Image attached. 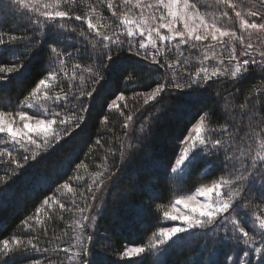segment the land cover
I'll list each match as a JSON object with an SVG mask.
<instances>
[{
  "label": "trees",
  "instance_id": "trees-1",
  "mask_svg": "<svg viewBox=\"0 0 264 264\" xmlns=\"http://www.w3.org/2000/svg\"><path fill=\"white\" fill-rule=\"evenodd\" d=\"M76 8L73 13L82 16L83 11ZM20 15V12H5L0 8V33L6 37H23L7 45L8 50L0 55V66L23 65L17 72L0 74V77H7L0 84V110L18 107L53 68L62 78L57 92L63 89L69 96L67 104L66 101L56 102L54 110L61 113L83 107L88 110L79 113L84 116L79 128L36 160L30 159L23 168L17 169L7 155L11 150L23 163L22 150L10 143L0 145L5 149L0 156L3 181L0 183V246L8 239L10 246L15 247L14 236L26 240L29 235H39V246L49 248V253L27 251L16 256L12 264H34L37 260L41 264H49V261L69 264L58 248L75 243L73 240L77 235H90L92 239L86 243L89 264H128L130 258L120 254L128 245L147 246L150 243L159 228L165 226L164 206L175 194L229 171L222 152L213 154L210 151L201 154V160L183 180L171 173L170 165L178 155L179 143L199 114H211L206 122L220 138L217 129L225 124L232 133L239 130L240 136L249 130L256 131L262 125L264 66L250 64L247 74L242 77L220 76L208 81L204 87L193 85L178 90L170 86L174 69H169L167 63L161 68L150 58L145 60L136 56L135 48L129 51L127 43L122 47L113 44L110 47L116 49L111 52L114 63L105 60L110 66L101 69L103 79L99 83H94L95 78H89V73L76 70L78 76L84 75L88 91L93 87L96 89L92 97H79L77 89L81 81L72 79L73 65L78 63L82 69L91 64L99 65L97 56L102 48L95 31L88 29L85 20L77 21L72 16L69 26L60 28L57 25L56 29L63 32L61 37L45 36L36 32L28 16L21 15V21ZM28 15L35 18L37 14ZM81 32L85 35L81 36ZM52 47L73 54L71 58L62 57L65 60L62 69L58 68L59 58L51 52ZM12 52H16V58L12 57ZM185 60L188 63H182L184 67L176 69L181 83L196 73L195 61ZM119 68L127 69V72L122 73L117 70ZM65 71L67 76H64ZM160 83L168 86L156 100L145 104L147 93ZM121 93L124 99L109 107ZM74 96L79 99H73ZM129 114L133 120L125 129V117ZM104 117H107L106 123ZM97 139L101 142L99 145ZM213 166L212 174L205 176L204 172ZM105 168L108 169L105 185L99 190L94 188L95 199H91L87 185L92 183L94 173L103 172ZM108 176L111 178L107 179ZM65 182L69 183L72 192L62 187ZM45 198H48L47 205L43 204ZM86 202L92 207L82 214L79 208L85 207ZM60 203L65 204V209L60 208ZM37 208H40L39 213ZM82 215L90 218L85 222L87 228L83 233L75 225ZM29 217L32 219L28 220ZM45 229L47 235L42 234ZM223 235V230L217 234L193 235L180 246L168 250L165 246L131 259L136 264H209L212 260L218 264H231L227 257L242 258L243 251L249 247L242 242L239 245L233 241L221 243ZM255 256L249 254L251 264H255Z\"/></svg>",
  "mask_w": 264,
  "mask_h": 264
},
{
  "label": "snow or ice",
  "instance_id": "snow-or-ice-1",
  "mask_svg": "<svg viewBox=\"0 0 264 264\" xmlns=\"http://www.w3.org/2000/svg\"><path fill=\"white\" fill-rule=\"evenodd\" d=\"M132 0H123L125 5H128ZM224 5H227L235 12V16L239 19V28L241 35L238 36L237 31L225 26L221 23V17H229L227 11L220 13L217 16L212 13H201V10L197 7L196 3H191L189 0H156L157 7L162 6L166 11V15L163 13L157 18L156 15L151 17L152 24H149L145 19L143 12L139 19L130 17L128 14H123L122 24L125 26L123 30H116L111 34L102 32L98 29L97 23L93 22L91 13H95L96 9L92 5H88L89 12L85 13V16L75 15L69 8H62L61 5H72L76 3V0H9L8 4H3L0 0V8L5 12L13 11L21 12L22 15L28 16L30 23L35 27L36 32L44 33L45 36L51 34L56 35L57 25L60 28L64 27V24L59 23L60 20L71 19L74 16L75 20H85L87 27L90 31H95L98 36L99 44L102 48L101 53L97 56L99 65L91 64L86 68H81L80 64L73 65L72 79H79L81 85L78 86L79 97L87 96L92 97L96 91L95 87L91 91H88L85 87V77L80 74L78 76L76 70L81 72L89 73V78L94 77V83H99L103 79L102 68L109 67L110 65L105 64V60L114 63L111 55L113 49L110 45H117L122 47L124 43H127L129 51L133 50L134 41L138 44V50L134 52L136 56H141L143 59L148 60L149 58L161 68L165 67L164 63H161L158 56L161 55V51L157 46V41H171L179 38V44H186L189 41L203 42L211 40L222 46V48L228 51V62L231 64L235 61L234 69L229 70L224 67V59L219 60L218 67L213 68L209 71L208 67L199 68L195 76L189 75V79L185 83L179 82L177 78V71L175 70L176 65L181 63H188L187 60L181 61L179 57L172 63H168L169 69H174L170 81V86L184 90L192 88L193 85L198 87H204L208 81L218 78L220 76L230 75L232 78L242 77L247 74L248 66L261 65L264 66V50L254 49L253 42L249 41L245 43L243 33L252 32L258 34H264V0H257V4L252 7H247L243 10H237V5L233 0H218ZM140 6V0H136V7ZM107 7L112 9L114 4L112 0H108ZM152 7V5H148ZM43 9V10H41ZM131 12V8L128 10ZM29 13H36V17L28 15ZM116 15V12H113ZM208 16V19L205 16ZM43 17V20L40 19ZM245 17L251 18L246 19ZM259 20L260 22H257ZM177 23L182 24L183 30L176 27ZM155 25V26H153ZM161 29H167L170 35L161 34ZM81 36L85 34L80 33ZM126 35L127 40H122L121 37ZM140 37L136 40V37ZM227 38V39H225ZM23 37L17 35H7L0 33V55L7 51V45H11ZM260 43L264 44V39L258 37ZM234 42L241 44L243 50L237 54V50L234 47ZM149 45L151 49L149 50ZM95 47V43H94ZM196 47V45H193ZM212 45H208L209 49H212ZM140 50H143L141 52ZM253 50L258 52L260 57L259 60L253 55ZM51 52L59 58L58 68H63L65 60L63 56L71 58L73 55L71 52H61L56 47L51 48ZM27 54V53H25ZM16 52H12V57L16 58ZM240 57H248L240 60ZM204 59L207 60L208 56L205 55ZM203 63V61H201ZM23 65H13L11 67L0 66V74H11L17 72ZM122 73L127 72V69H117ZM68 73L65 71L64 76ZM7 77H0V84ZM18 78V77H17ZM132 78L131 75L128 76ZM59 79L58 71L56 68L51 69L44 78H41L33 91L29 94V97L36 96L41 89L44 90V104L47 105L49 101L54 104L61 100L67 101L69 99L68 93L61 89V94L49 95V81H56ZM166 84H157L155 89L146 96L144 103L147 104L149 100H156V98L165 90ZM53 87H56L53 84ZM26 97L24 101H21V106H27L28 108H36L37 113L43 118H36L32 115H28L24 111H18L16 113L21 121H24L23 127H14L13 120L9 119L13 117L11 111L0 110V134H7L10 138L11 143L16 149L22 150L20 155L23 159V163H20L13 152L9 150L7 155L11 158V163L16 164V168H23L29 160H36L41 153H46L50 148H53L66 136L71 135L75 128L80 127V123L83 122L84 116L79 114L87 112V108H80L78 111L71 113H62L54 109L50 110L46 106H37L29 104ZM74 96L73 99H79ZM124 94L121 93L113 99L112 104L109 107L116 105V100H123ZM43 107V111H41ZM123 115V112H121ZM210 113L199 114V122L195 124L191 131L196 133V136L191 135V131L188 136L184 138L182 143L188 144V147L184 148L179 154L178 158L174 160V163L170 165L171 173L183 180L186 176L191 174L193 165L197 164L202 156V153L213 152V154L219 153L220 151L226 150L237 141L241 140L240 132L237 130L235 134L229 133L227 138H224V132L228 131V125H222L217 131L220 132L221 138L212 139L210 136L202 137L204 132L205 120L210 117ZM51 117L50 119L48 117ZM35 120V123H29V121ZM133 120L131 114L125 117L123 127L127 129L129 122ZM78 121V122H77ZM103 122H107V117H104ZM62 128L63 131L58 130L57 127ZM143 130V129H141ZM125 135L127 133L125 132ZM250 139L256 141V148L253 151L250 145L245 151L244 149L237 147L236 151L239 153L238 156L229 157L231 163L226 165L230 167V171L227 175H221L218 179H215L211 183V187L205 185L195 189L194 194L180 195L174 202L175 205L195 201L198 207L191 208L187 214L182 215H171L169 212H164V217L172 220L182 221L183 226L174 227H160L158 230V236L150 241L147 246H126L123 252L120 254L121 257L130 258L128 264H136L133 257H140L142 254L151 251H159L162 247L165 250L171 249L176 246L184 244L189 237L197 234L208 235L209 232L217 234L223 230L224 235L220 238V242L224 243L227 241H233L237 245L241 242L244 245H252L256 243L257 237H259V247L248 248L243 251L242 258L227 257L226 260H231V264H251V260L247 259L250 253H255L260 256L261 264H264V210L254 211L253 200L259 199L264 202V127H260L258 131H253ZM101 142L97 139L96 144L99 145ZM193 149H199L194 151ZM5 149L0 147V156H3ZM30 154V155H29ZM123 156V154H121ZM80 165H77L79 168ZM214 167L204 172L205 176L211 175ZM108 169L105 168L103 172H96L93 174V180L91 184L87 185V191L92 193L91 199H95V190H99L102 185H105L106 178L105 172ZM115 173H112L114 175ZM79 178V177H78ZM108 176L107 179H110ZM3 181L0 180V183ZM63 188L68 189L72 192L73 189L69 183L65 182L62 185ZM2 195V194H0ZM81 196L83 197V190H81ZM44 205L48 204V198L43 201ZM92 207L91 204L79 208V211L83 214L86 213ZM257 209L260 205L255 206ZM60 208L65 209V204L60 203ZM36 212H40V208L36 209ZM63 219V217H60ZM29 217L28 220H31ZM89 216L82 215L81 219L75 221V225L80 229L81 233L87 228L85 222L89 221ZM40 223V221H37ZM27 224V221L24 222ZM250 225V226H249ZM31 227V226H29ZM247 229V230H246ZM47 235L45 229L42 233ZM185 234V235H181ZM67 235V233H65ZM92 237L77 235L75 237V243L68 247L58 248V251H62L69 264H89L86 256L89 252L86 243L91 241ZM34 241H36L34 243ZM15 247L10 246V241L4 239L2 246H0V264H12V261L18 255H23L27 251H37L43 253H49V248L39 246V235H29L26 240H21L19 237H13ZM75 249V251L73 250ZM34 264H41V261L37 260ZM49 264H52L49 261ZM56 264H63L62 261L56 262ZM198 264V262H197ZM209 264H218L217 261H209Z\"/></svg>",
  "mask_w": 264,
  "mask_h": 264
},
{
  "label": "rangeland",
  "instance_id": "rangeland-1",
  "mask_svg": "<svg viewBox=\"0 0 264 264\" xmlns=\"http://www.w3.org/2000/svg\"><path fill=\"white\" fill-rule=\"evenodd\" d=\"M2 2L4 4H7L9 2V0H2ZM29 2H31V0H29ZM112 2L114 4V8H112V9L107 7L108 0H76V3H74L70 6L69 5H61V7L62 8H69V10L72 13H73L74 8L77 7L76 9H80L83 11L82 16H85V13H88L90 11L88 8V5H92L96 9L95 13H91V16L93 18V22L97 23L98 29L100 31L108 33V34H111V32L116 31V30H123L125 28V26L122 24L123 14H128L132 18L139 19L140 15H141V11H142L145 19L148 21L149 24H152L151 17L153 15H156L157 18L162 13L164 15H166V11L162 8V6L157 7L156 0H140V6L139 7H136V0H132V2L128 5H125L123 3V0H112ZM189 2H190V4L196 3L197 7L201 10L202 14L203 13H212V14H215L217 16H220V13H222L223 11H227L229 13L230 18L221 17L220 18L221 23L224 24L225 26L230 27L231 29L236 30L238 36L241 35V30L239 28V19L235 16V12L231 8H229L227 5H224L222 2H218V0H189ZM233 2L237 5V10H243V9H246L247 7H252V6L257 4V0H233ZM76 4H78V6H75ZM148 5H152V7H148ZM129 8H131V12L128 11ZM41 10H43V9H41ZM114 11L116 12V15H113ZM20 14H21V12H20ZM21 15H20V19L22 21L24 16L22 15L23 16L22 17ZM205 18L208 19V16L206 15ZM245 18L251 19L248 17H245ZM41 19L43 20V17H41ZM257 22H260V21L257 20ZM59 23H62L64 25L69 26L70 19L60 20ZM153 26H155V25H153ZM176 27L183 30V26L180 23H177ZM160 31H161V34H163V35H170V33H168L167 29H161ZM56 33H57L56 36L58 38L61 37L60 35H63L62 30H59V29H56ZM258 37H260V39H264V34H258L255 32H252L251 34H249L248 32L243 33V38L245 40V43L251 41L254 44V49L258 48L260 50H264V44L259 42ZM121 39L127 40L126 35H123L121 37ZM139 39H140V37L137 36L136 40H139ZM225 39H227V38H225ZM178 41H179V38H176L175 40H171V41H157V46L161 51V55L158 56V59L160 60L161 63H164V64L167 63V65H168V63L174 62L178 57L182 62L185 61L186 58H191L192 60L195 61L196 71L201 67H208L209 71H211L213 68L220 66L219 65L220 59H224V61H225L224 67H226L229 70V72L234 69V65L236 62L233 61L231 64H229L228 59H227L228 51L224 50L220 44L213 42L210 39L207 41H203V42H197V41L192 40L186 44H179V46L177 47ZM210 44L213 46L212 49L208 48V45H210ZM193 45H196V47H193ZM148 47H149V50H152L151 45H149ZM234 47L237 50V54H239V52L243 50L241 44L238 42H234ZM133 48L138 50V44H136L135 41H134V47ZM140 51L143 52V50H140ZM205 55L208 56L207 60L204 59ZM253 55L256 57V59H260L258 52H256L255 50H253ZM246 58H248V57H240V60H243ZM201 61H203V63H201ZM182 67H184V65L182 63L180 65H176L175 70L182 68ZM58 76H59L58 80L49 81V89H50L49 95H55V94H61L62 95L63 94L61 92H59V93L57 92V90L59 89L58 86H59L60 82L62 81V78L60 77L59 73H58ZM193 76H195V74ZM221 77H231V76L226 75V76H221ZM53 84H55L56 87H53ZM74 90L75 89H73V91ZM152 91H149L147 93V95L151 94ZM61 101H63V100H61ZM112 101H111V104H112ZM118 101H120V100H116V105L118 104ZM28 103L34 104L37 106H46L50 110L54 109V103L52 101H49L47 103V105L44 104V90L43 89H41V91L36 96L29 97ZM66 104H67V101H66ZM10 111L13 113V117H11L9 119L13 120V126L14 127H20V128L23 127L24 121H21L19 116L16 115V113L18 111H24L28 115H32L36 118H43L42 116H40L37 113L36 108H28L27 106H21V104L18 107H16L14 110H10ZM41 111H43V107H41ZM63 114L64 113H62V115ZM48 118L50 119L51 117L49 116ZM198 122H199V120L197 118L195 120V122L189 127L187 134L180 141L179 149H178L179 151H178V155L176 158H178L179 154L181 153V151L184 148L188 147V144L182 143V141L184 140V138L186 136H188L189 132L194 128L195 124ZM29 123L34 124L35 120L29 121ZM260 123L262 125L259 126V128L264 127V120L261 119ZM55 127H57V126H55ZM259 128H258V130H259ZM258 130H256V131H258ZM229 133H232V132L227 131L226 137H224V138H227ZM252 133H253V131L249 130L248 132L244 133L241 136V140L237 141L236 144H233L230 147H228L226 150L221 151L222 155L225 159V162L227 164L231 163V160L229 159V157H232L234 155L235 156L239 155V153L236 151L237 147H240L246 151L248 149V147L251 145L253 151H255L256 141L249 138L252 135ZM233 134H235V133H233ZM2 135H3V137L0 138V145H2L3 143H7V144L10 143V145H11L12 143L10 141V138L7 137V134H2ZM191 135L193 137H195L196 133L194 131H191ZM201 135H202V137L210 136L212 139L220 138L219 135L216 136L215 130L212 129L209 126V124H207L206 120H205L204 132ZM193 150L199 151V149H193ZM216 154H218V153H216ZM228 170L229 171L225 172V174H223V175H227L230 171H232V169L230 167L228 168ZM218 178H216V179H218ZM0 180H2L1 177H0ZM213 180H215V179H212L210 181L199 182L195 186H193V188L185 190L184 192L175 194L172 198V201L168 205L164 206L165 208L163 211V218L168 222V223L167 222L165 223L164 227L183 226L182 221H180V220H172V219H170V217L169 218L164 217V212L165 211L169 212L170 216L171 215H182V214H187L191 208L198 207V205L196 204L195 201H191V202H187V203H183V204L175 205V206H174V202L180 195L194 194L195 189L197 187L205 186V185L211 187V183ZM256 205H260V208L257 209L255 207ZM253 210L254 211L264 210V202H261L259 199L253 200ZM158 234L159 233L157 232L154 235L153 239L156 236H158ZM73 241H75V240H73ZM128 246H140V245H128ZM246 246H248L249 248L259 247L260 246L259 237H257L255 244L246 245ZM253 254H254V256L256 255L255 259H254L255 264H261L260 256L258 254H255V253H251V255H253ZM247 259H248V257H247Z\"/></svg>",
  "mask_w": 264,
  "mask_h": 264
}]
</instances>
